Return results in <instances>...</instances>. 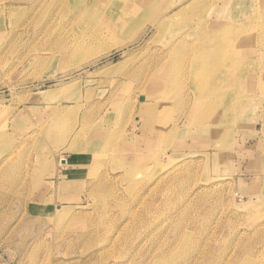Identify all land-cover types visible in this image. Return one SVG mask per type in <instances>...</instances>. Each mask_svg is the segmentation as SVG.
I'll return each instance as SVG.
<instances>
[{"label":"rangeland","instance_id":"1","mask_svg":"<svg viewBox=\"0 0 264 264\" xmlns=\"http://www.w3.org/2000/svg\"><path fill=\"white\" fill-rule=\"evenodd\" d=\"M118 1L143 4L110 9ZM93 2L0 0V264H264V94L232 111L215 100L264 75L263 7L219 48L251 49L247 76L216 89L208 70L195 78L170 57L173 43L189 66L203 56L192 18L207 0L182 1L187 20L159 29L148 17L105 54L65 57L76 11ZM152 90H165L159 126L139 110ZM206 93L211 107L196 102Z\"/></svg>","mask_w":264,"mask_h":264},{"label":"bare ground","instance_id":"2","mask_svg":"<svg viewBox=\"0 0 264 264\" xmlns=\"http://www.w3.org/2000/svg\"><path fill=\"white\" fill-rule=\"evenodd\" d=\"M26 1L28 4H31V5L34 4L35 7L41 6L43 2L45 3V0H29V1L26 0ZM109 1L110 0H95L93 4L91 3V4L83 5L81 6V9L76 11L78 14V17L74 18L73 22L76 21L79 25H73L70 28V31L72 32L71 34L74 35L73 36L74 39L66 43L61 49V52L65 57L68 56L74 59L76 58L84 59V57L86 58L90 57V55L93 54L92 51L95 49H98L100 51L98 52L102 55V54L107 53V51L113 46L115 45L118 46L119 45L118 43L120 40L125 39V41L130 42L137 36L136 33L133 31V28L140 27L147 20L148 17L152 18L153 16V20H151L153 23L152 27H156L157 29H159V27L161 26L165 27L166 24L172 25L174 23V20L177 18L180 21H182L183 19H186V18H183V16H185V9L181 10L180 8L182 6L181 2L184 0L174 2L173 6H177V4H180V5H178L172 11H171L172 8L171 9L166 8V11H163V9H160V13L158 15L156 14V16H155V13L156 11H158L156 7L159 5L160 0L159 1L151 0V3L149 5L146 2V0H143V4L140 5L142 9L141 12H139L141 9H139L138 5H135L132 8L135 14L132 12V10H129V9L127 10L123 6V4H121L122 1H118L119 5L115 6V8L112 10L110 9ZM221 1L223 3V6L219 4V2ZM53 3L57 4L58 1L57 2L55 1ZM191 6L193 9H195V4H192ZM258 7H263V10H264V0H258V2H256L255 0H207L206 4L201 3L197 8V12L194 11L195 14H194V17L192 18V24L193 26L197 24L200 25V29L198 26H194L197 28L194 31V34H195V37L198 39V41L196 42V45L199 46L200 44L202 47H204V49H202L203 56L199 60L194 61L191 64V66H189L186 61L180 58L181 50L179 46L173 43L174 49L171 51L170 57L176 58L179 56L178 65L180 66V69H182L183 71L187 69V71H189L190 74H194L195 78H203V71L208 70L209 73L207 75V78L212 80L211 87H216V89H219L220 87H226V86H222L223 84L229 86V83L227 82V78L232 79L233 83H235L238 79H242L246 77L247 70L249 68V66L246 64V60L248 58H251L252 57L251 53H254V52L251 51V49L249 50L245 48L242 51H236L237 49L235 48L231 52V58L226 59L223 57H218L220 55L219 48L226 46V44L222 43L221 41L234 39L237 32L243 35L244 33H247L248 31H252L256 23H261L260 21L257 22V20L252 17L253 8L255 10ZM234 8L238 9L239 11L238 14H233L234 10L232 11V9ZM93 9H101V12H102L101 14L102 17L98 22H101L103 24V28L97 29L95 31H93V28L95 27V25H92V19H94V16H95V14H93L92 12ZM123 9H124V12H123ZM176 9L178 10L177 15L176 16L172 15ZM103 14H105V16ZM240 18H243L244 20L243 25H239L237 23ZM259 19L263 20L264 16H261ZM93 24H94V21H93ZM204 34H205V37L208 38L206 41L204 40V37H203ZM220 37H222L221 40H220ZM238 42H240V40ZM45 56H47V54ZM56 59L57 58H54V60ZM232 60L238 63V65L235 67H231L230 65H232ZM205 62L207 65H204ZM201 65L204 66V68H202ZM250 75L252 77H248V79L251 80L252 85L253 83H255L256 85L255 87H248V88L243 89L242 91H239L237 89V86H241V85L240 83H238V85L237 83H235V85H233L234 87L233 93L229 95H227L226 93L220 94V97H217L215 99L217 103L216 106L222 105V103H226L231 108V111H232V107L235 105L237 99H240L239 105H245L246 103H248L249 100L254 99L255 97H259V98L262 97L261 94H264V79H263L264 75H259L257 73L256 74L252 73ZM163 79L168 84L170 82L169 85L168 84L166 85V88L169 87V91H171L173 86L177 85V81L175 82L174 80L171 81L170 78H168L170 81H166L164 77ZM164 81L160 80L158 77H155L153 79V82H155L153 85L163 86L161 82H164ZM152 91H151L152 93L151 92L150 93L154 94L156 98L154 100L147 99L146 97H149L151 95L150 93H144L143 95H141V97L143 98V103L145 105L139 108V110L140 112H144L147 115L146 117L149 122L158 124L159 126L161 122L160 116L162 113L159 114L158 110L162 104L160 100L165 95V90L163 93H159V92L156 93L154 90ZM199 91H201V89L198 90L197 94L199 93ZM210 93L214 94L213 91H211ZM213 96L214 95H208L206 93L204 95L198 96L196 102L199 105L200 103H203V104H206L207 107H211ZM110 112H111L110 109L107 110V113H110ZM54 128L55 127H53V129Z\"/></svg>","mask_w":264,"mask_h":264}]
</instances>
